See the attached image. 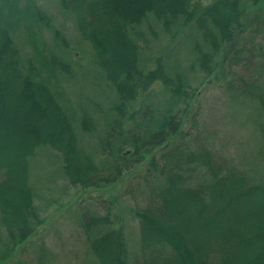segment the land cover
Segmentation results:
<instances>
[{
	"label": "trees",
	"instance_id": "16d2710c",
	"mask_svg": "<svg viewBox=\"0 0 264 264\" xmlns=\"http://www.w3.org/2000/svg\"><path fill=\"white\" fill-rule=\"evenodd\" d=\"M58 1L91 44L116 93L120 120L109 125L95 154L87 152L70 115L45 81L34 78V65L21 58L0 11V217L10 249L28 241L43 223L30 185V162L39 149L50 147L61 156L73 187L98 190L129 176L125 193L134 201L140 250L130 253L113 201L92 199V210L83 209L79 226L99 264H264V177L252 178L214 149L200 125V111L185 121L198 93L193 89L189 95L188 82L180 75L173 79L161 58L154 69H145L131 38L133 28L149 16L169 34L179 23H195L200 40L193 50L200 71L218 84L227 80V71L233 78L227 89L260 90L255 96L264 111V64H256L257 58L264 60V18L249 14L263 0H216L204 8L193 5L198 0ZM39 17L49 24L45 14ZM52 62L70 72L57 57ZM220 71V79L213 76ZM157 82L182 96L186 107L168 112L151 128L150 107L131 112L129 105ZM127 115L141 119L137 128L145 130L129 131L118 142ZM80 129H96L87 112Z\"/></svg>",
	"mask_w": 264,
	"mask_h": 264
},
{
	"label": "rangeland",
	"instance_id": "374dc122",
	"mask_svg": "<svg viewBox=\"0 0 264 264\" xmlns=\"http://www.w3.org/2000/svg\"><path fill=\"white\" fill-rule=\"evenodd\" d=\"M215 1L198 0L193 5L204 8ZM0 11L12 30L21 58L34 65V78L45 81L70 115L83 148L95 154L109 125L120 120L115 111L118 99L96 64L91 44L80 36L73 15L64 10L58 0H0ZM40 14L48 17L49 24L40 20ZM249 14L250 18L256 15L264 18V0ZM131 38L140 48V64L145 69H154L161 58L173 79L180 75L188 82L189 95L193 89L198 93L187 108L185 121L193 112L200 111V125L206 128L214 149L252 178L264 177V111L255 96L260 90L246 94L236 88L227 89V81L233 80L228 78L227 71H224L227 80H220L219 84L223 85L220 88L217 80L200 71L193 50L200 33L193 22L179 23L169 34L161 23L149 16L133 28ZM254 55L260 57L258 53ZM53 57L66 63L70 72L56 66ZM256 64L263 65L264 60L257 58ZM213 76L220 79L223 73L220 71ZM184 100L170 87L157 82L141 92L129 105V110L135 112L142 106L150 107L151 117L147 124L156 128L168 112L183 110ZM84 112L95 121L96 129L91 133L80 129ZM128 116L124 131L119 129L122 136L115 137L118 142L126 138L129 131L143 133L145 130L137 128L141 119L132 120ZM30 164V185L43 223L28 241L10 249L0 217V264H99L79 226L83 209L92 210V199L113 201L116 225L123 228L130 253L139 252V220L133 212L134 201L125 193L129 176L112 186L82 190L67 182L63 160L50 147L39 149Z\"/></svg>",
	"mask_w": 264,
	"mask_h": 264
}]
</instances>
